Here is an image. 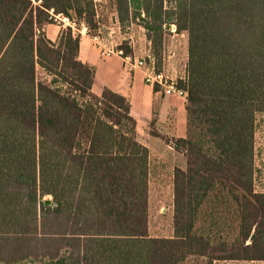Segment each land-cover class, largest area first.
Returning a JSON list of instances; mask_svg holds the SVG:
<instances>
[{
  "label": "trees",
  "instance_id": "obj_1",
  "mask_svg": "<svg viewBox=\"0 0 264 264\" xmlns=\"http://www.w3.org/2000/svg\"><path fill=\"white\" fill-rule=\"evenodd\" d=\"M113 5L119 22L146 29L157 56L166 24L187 34L177 80L186 134L170 140L186 158L172 172V233L148 232L149 149L129 100L93 90L80 32L67 26L52 40L44 31L52 9L94 35L96 0H0V264L264 261V190L255 187L264 0Z\"/></svg>",
  "mask_w": 264,
  "mask_h": 264
},
{
  "label": "rangeland",
  "instance_id": "obj_2",
  "mask_svg": "<svg viewBox=\"0 0 264 264\" xmlns=\"http://www.w3.org/2000/svg\"><path fill=\"white\" fill-rule=\"evenodd\" d=\"M96 4L99 27L94 35L89 34V36L100 48L101 53L108 47L115 49L128 45L134 60L141 59L147 65V60H152L155 70L161 72L167 80L172 79L177 82L179 78L184 77L187 58L186 32H176L173 24L166 26L167 31L157 56L151 41L146 36V29L141 24L136 21L119 22L113 0H96ZM50 24H54L56 28L59 25L54 19ZM63 28L61 26L60 31ZM85 31L87 33L88 29ZM94 36L96 40L93 39ZM122 50H124L123 47ZM140 69L144 71V68ZM38 72L42 77H46L42 69ZM100 87L96 85L93 90L99 91ZM160 90L163 96L171 98L165 102L166 110L164 113L156 112L147 121H140L137 139L149 149L148 232L151 235L169 236L172 233V172L177 166L184 167L186 158L181 152L174 150L170 142L172 138L180 137L176 133L181 122V114L175 108L181 106L182 100L173 95H166L162 89ZM185 112H183L181 123L185 128L184 136L186 134ZM257 129L258 171L255 187L257 190H264V115L258 119ZM186 264H206V259L193 256L187 260ZM213 264H264V261L217 260Z\"/></svg>",
  "mask_w": 264,
  "mask_h": 264
},
{
  "label": "crops",
  "instance_id": "obj_3",
  "mask_svg": "<svg viewBox=\"0 0 264 264\" xmlns=\"http://www.w3.org/2000/svg\"><path fill=\"white\" fill-rule=\"evenodd\" d=\"M60 29V24L57 28L50 23L44 25L46 35L52 40L57 38ZM80 34V58L94 66L95 86H106L129 100L131 112L137 121L136 130H138L140 121L149 120L156 112H165V102L171 98L163 96L159 87L154 89L153 86L146 84L144 71L126 65L123 59L116 54L103 55L85 30L81 31ZM181 100V106L175 108L181 114V122H179L176 133L180 137L184 136L185 132L184 125L181 124L185 111V99L181 98Z\"/></svg>",
  "mask_w": 264,
  "mask_h": 264
},
{
  "label": "built area",
  "instance_id": "obj_4",
  "mask_svg": "<svg viewBox=\"0 0 264 264\" xmlns=\"http://www.w3.org/2000/svg\"><path fill=\"white\" fill-rule=\"evenodd\" d=\"M49 12L52 15L53 19L57 20L60 26L64 28L66 26H69L71 27L73 32L77 31L80 33L81 31L87 29V26L83 22L77 25L75 20L69 19L67 16H64L61 13L54 14L52 9H50ZM93 39L96 40V37L94 36ZM102 53L104 55L116 54L123 59L126 65H131L132 67L137 68H144L145 83L151 86H158L166 95H173L183 99L186 98V90L180 87L175 80H167V78L161 72L156 71L152 60L148 65L141 59L134 60V58L130 54L124 55L121 48L113 49L108 47ZM147 57L149 56L147 55Z\"/></svg>",
  "mask_w": 264,
  "mask_h": 264
},
{
  "label": "water",
  "instance_id": "obj_5",
  "mask_svg": "<svg viewBox=\"0 0 264 264\" xmlns=\"http://www.w3.org/2000/svg\"><path fill=\"white\" fill-rule=\"evenodd\" d=\"M167 27H169L170 25L169 24H166Z\"/></svg>",
  "mask_w": 264,
  "mask_h": 264
}]
</instances>
